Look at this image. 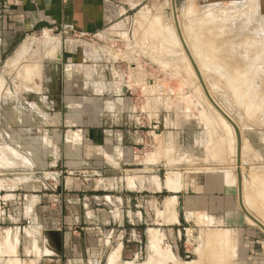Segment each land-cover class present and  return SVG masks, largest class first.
I'll list each match as a JSON object with an SVG mask.
<instances>
[{
	"label": "crops",
	"instance_id": "0c3cea01",
	"mask_svg": "<svg viewBox=\"0 0 264 264\" xmlns=\"http://www.w3.org/2000/svg\"><path fill=\"white\" fill-rule=\"evenodd\" d=\"M159 2L0 0V49L36 29L63 43L36 84L37 116H25L24 129L12 124L20 151L11 149L12 173L0 178V264H96L108 243L110 253L129 248L137 256L151 231L186 236L193 227L239 226L238 192L226 173L181 164L162 177L160 142L186 140L187 120L169 118L172 129L162 132L160 97L139 95L154 86L141 84L138 68L129 85L119 64L132 66L119 51L131 12ZM25 231L37 239L21 242Z\"/></svg>",
	"mask_w": 264,
	"mask_h": 264
},
{
	"label": "rangeland",
	"instance_id": "374dc122",
	"mask_svg": "<svg viewBox=\"0 0 264 264\" xmlns=\"http://www.w3.org/2000/svg\"><path fill=\"white\" fill-rule=\"evenodd\" d=\"M129 22L126 48L119 50L122 58L127 57L126 53L131 58L127 63L132 66L119 63L126 65L125 79L129 85L135 84L132 72L138 68L136 72L144 75L141 84L154 86V93L139 95L141 99L160 97L161 117L166 122L162 123V132L172 129L169 118L185 117L188 123L186 140L179 138L174 143L167 136L160 142L162 177L181 164L188 166L187 171L226 173L238 192L235 210L241 221L237 228L210 226L205 233L192 230L193 227L186 236L184 232L176 235L151 231L142 240L137 256L128 248L114 262L111 258L118 247L110 253L112 244L108 243L96 264H264V232L241 208L264 225V5L261 0H175L173 9L167 0H160L158 4L143 3L135 8ZM44 33L59 38L54 31L36 29L16 33L17 46L0 49V178H8L12 173L11 149L20 151L14 145L12 124L16 122V127L24 129L23 118L29 114L37 116L35 112L40 108L32 100L39 92L36 84H40L43 72L62 49L59 38L57 51L51 55L44 53L40 42ZM179 33L200 68L211 99L238 127L239 166L237 133L205 95ZM23 46L27 49L15 60ZM103 49L110 54L109 45ZM28 68L29 75L24 74ZM237 167L242 178L240 199ZM27 239L34 242L37 237L29 231L21 233V242ZM185 249L188 252H180Z\"/></svg>",
	"mask_w": 264,
	"mask_h": 264
},
{
	"label": "water",
	"instance_id": "95a60500",
	"mask_svg": "<svg viewBox=\"0 0 264 264\" xmlns=\"http://www.w3.org/2000/svg\"><path fill=\"white\" fill-rule=\"evenodd\" d=\"M172 8L175 9V0H172ZM179 38H180V42H181V44L183 46V49H184V51H185V53H186V55H187V57H188L191 65H192V67L194 68V70H195V72L197 74V77H198L200 83L202 84V88L204 90L205 95L208 97V99L211 101L212 105L217 109V111L220 112L228 121H230L229 118H228V116H226V114H224V112L211 99L208 91L206 90V87H205L204 82L202 80V76H201V74H200V72H199V70L197 68V65H196L194 59H192V56L190 55V53H189V51L187 49V46L185 45L182 37L180 36V33H179ZM230 123L232 124V126L235 129V131L237 133V136H238L237 165L239 166L240 165V140H239V130H238L237 125L234 122L230 121ZM237 180H238L239 199H240V191H241V185H242V178H241V173H240V169L239 168H237ZM240 205H241V202H240ZM241 208H242L243 212L245 213V215L252 222H254V224H256L257 226H259L262 229V231L264 232V226L260 222H258V220H256L252 215H250L248 212H246L243 207H241Z\"/></svg>",
	"mask_w": 264,
	"mask_h": 264
},
{
	"label": "bare ground",
	"instance_id": "6f19581e",
	"mask_svg": "<svg viewBox=\"0 0 264 264\" xmlns=\"http://www.w3.org/2000/svg\"><path fill=\"white\" fill-rule=\"evenodd\" d=\"M177 41V40H176ZM40 42L42 43V45L44 46V50H45V52L44 53H46V54H52V53H54V52H56L57 51V49H58V46H59V38H57V37H55V36H48L46 33H44V35L41 37V39H40ZM186 43V42H185ZM25 46H23L18 52H17V54H16V56H15V60H17L20 56H22L23 54L22 53H24L25 52ZM186 59V58H185ZM178 62V61H177ZM176 62V63H177ZM187 62V61H186ZM197 64V63H196ZM180 65V64H179ZM181 66V65H180ZM34 68V67H33ZM198 68V67H197ZM29 69L30 68H28V70H26L25 72H24V74H27V75H29L28 74V72H30L29 71ZM35 69V68H34ZM191 68L189 67V70H190ZM194 69V68H193ZM33 70V69H32ZM195 71V70H194ZM199 71H200V68H199ZM33 72V71H32ZM31 72V73H32ZM196 73V72H195ZM201 73V72H200ZM24 74H22V75H24ZM190 75V74H189ZM196 76H197V74H196ZM26 77V76H25ZM201 86H202V84H201ZM220 113V112H219ZM221 114V113H220ZM225 114V113H224ZM222 115V114H221ZM223 116V115H222ZM227 116V115H226ZM224 117V116H223ZM225 118V117H224ZM229 118V117H228ZM226 119V118H225ZM227 120V119H226ZM229 120L230 121H232L230 118H229ZM228 121V120H227ZM230 121H228L229 123H230ZM233 122V121H232ZM231 124V123H230ZM232 125V124H231ZM223 145V144H222ZM144 161V160H143ZM149 162V161H148ZM238 166V165H237ZM238 168V167H237ZM237 172V171H236ZM169 176H171V175H169ZM168 176V177H169ZM167 179V178H166ZM172 179H174V178H172ZM172 179H170V180H172ZM257 186V185H256ZM243 191V190H242ZM260 193V192H259ZM258 193V194H259ZM256 194V193H255ZM251 200V199H250ZM253 201V200H252ZM169 202V201H168ZM250 206V205H249ZM167 207V206H166ZM262 210V209H261ZM256 219V218H255ZM250 220V219H249ZM257 220V219H256ZM262 220V219H261ZM251 221V220H250ZM259 222V221H258ZM254 223V222H253ZM263 225V224H262ZM264 226V225H263ZM152 235H153V233H152ZM151 235V236H152ZM154 236V235H153ZM229 238V237H228ZM152 239V238H151ZM227 239V238H226ZM228 241V240H227ZM151 242V241H150ZM155 242V241H154ZM156 242H158V241H156ZM155 242V243H156ZM157 244V243H156ZM159 244V243H158ZM222 244V243H221ZM155 245V244H154ZM152 246V245H151ZM156 246V245H155ZM157 247V246H156ZM155 247V248H156ZM119 250V249H118ZM118 250H116L115 251V254L112 256V261L114 262L115 260H117L116 258L119 256L118 254H119V251ZM114 251V250H113ZM155 253V252H154ZM171 255V254H170ZM168 257V256H167ZM222 257V256H221ZM119 258V257H118ZM152 260V259H151ZM206 263V262H205ZM150 264V263H149Z\"/></svg>",
	"mask_w": 264,
	"mask_h": 264
},
{
	"label": "built area",
	"instance_id": "2783aa9c",
	"mask_svg": "<svg viewBox=\"0 0 264 264\" xmlns=\"http://www.w3.org/2000/svg\"><path fill=\"white\" fill-rule=\"evenodd\" d=\"M28 223V222H27Z\"/></svg>",
	"mask_w": 264,
	"mask_h": 264
}]
</instances>
